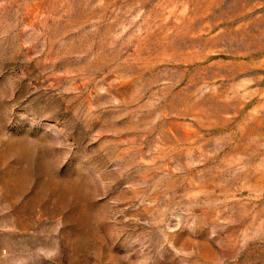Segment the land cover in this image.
<instances>
[{
    "label": "rangeland",
    "instance_id": "374dc122",
    "mask_svg": "<svg viewBox=\"0 0 264 264\" xmlns=\"http://www.w3.org/2000/svg\"><path fill=\"white\" fill-rule=\"evenodd\" d=\"M0 264H264V0H0Z\"/></svg>",
    "mask_w": 264,
    "mask_h": 264
}]
</instances>
